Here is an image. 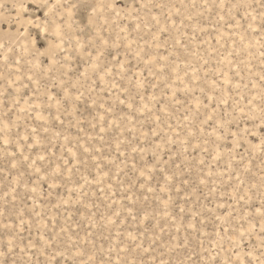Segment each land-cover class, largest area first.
<instances>
[{
    "label": "rangeland",
    "instance_id": "obj_1",
    "mask_svg": "<svg viewBox=\"0 0 264 264\" xmlns=\"http://www.w3.org/2000/svg\"><path fill=\"white\" fill-rule=\"evenodd\" d=\"M0 264H264V0H0Z\"/></svg>",
    "mask_w": 264,
    "mask_h": 264
}]
</instances>
